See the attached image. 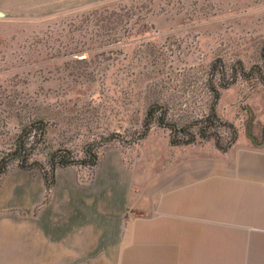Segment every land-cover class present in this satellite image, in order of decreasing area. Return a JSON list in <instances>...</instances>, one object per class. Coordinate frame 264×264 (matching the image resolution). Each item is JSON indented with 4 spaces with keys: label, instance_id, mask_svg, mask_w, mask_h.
Here are the masks:
<instances>
[{
    "label": "rangeland",
    "instance_id": "1",
    "mask_svg": "<svg viewBox=\"0 0 264 264\" xmlns=\"http://www.w3.org/2000/svg\"><path fill=\"white\" fill-rule=\"evenodd\" d=\"M263 49L264 0H0V147L42 119L41 139L23 135L29 162L47 169L52 155L79 160L89 147L100 158L112 146L157 176L218 149L214 138L173 144L147 114L167 106L166 120L184 124L207 113L213 62V83L229 82L219 119L261 132ZM217 130L226 145L230 129Z\"/></svg>",
    "mask_w": 264,
    "mask_h": 264
},
{
    "label": "crops",
    "instance_id": "2",
    "mask_svg": "<svg viewBox=\"0 0 264 264\" xmlns=\"http://www.w3.org/2000/svg\"><path fill=\"white\" fill-rule=\"evenodd\" d=\"M155 175L107 147L87 170L0 180V264H264V128Z\"/></svg>",
    "mask_w": 264,
    "mask_h": 264
},
{
    "label": "trees",
    "instance_id": "3",
    "mask_svg": "<svg viewBox=\"0 0 264 264\" xmlns=\"http://www.w3.org/2000/svg\"><path fill=\"white\" fill-rule=\"evenodd\" d=\"M262 56L264 60V49L262 50ZM216 62L211 64V76L208 78V87L207 91L211 95L212 100L207 113L203 114L200 117L194 118L184 124H179L177 120L167 121V106H161L158 104H152L147 109V114L149 119H156L158 124L163 127H167L171 131V142L173 144H190L194 143L197 138L200 139H215L216 146L222 150L226 151L231 144L235 141L237 130L235 126L229 122L221 121L217 116L215 110V104L220 96V88L218 85L223 88L227 87L228 83L219 82V84L213 83V78L215 77V70L217 69ZM238 68L242 72V66L238 63ZM258 75L260 77L261 82L264 84V76L260 74V68H257ZM221 77L224 78V71L221 68L220 71ZM244 75V73L242 72ZM246 76V75H245ZM231 82V81H230ZM160 111L158 114L157 111ZM224 126L230 129L231 131V138L228 139L226 145L220 144L219 138L220 135L218 134V128ZM33 129L36 130L37 133V141L42 138L45 133V123L42 119H38L36 121L30 122L26 124L24 128L21 129L20 134L16 137L13 145V149L6 148L3 149L0 147V180L2 176L9 170L10 162L14 159L18 158L19 162L18 165L20 167L30 169V168H38L42 171L44 182L46 186V199L49 196L50 189L54 182V173L53 170L56 166L60 165H84L88 168L92 169V167L96 164L99 157L92 154L91 149L88 147L85 150V158L79 160H73L69 157H66L65 154H62L59 159H56L57 155H52L50 158V166L49 168H45V166L37 160L28 161V156L31 153V148H27L24 142V134L30 133ZM148 129V126H146ZM247 133L251 136L249 128H247ZM36 141V142H37Z\"/></svg>",
    "mask_w": 264,
    "mask_h": 264
},
{
    "label": "built area",
    "instance_id": "4",
    "mask_svg": "<svg viewBox=\"0 0 264 264\" xmlns=\"http://www.w3.org/2000/svg\"><path fill=\"white\" fill-rule=\"evenodd\" d=\"M79 167H81V168H85L88 172H87V174L85 175H82L81 174V176H80V179L81 180H83V181H90L91 179H92V170L90 169V168H88V167H86V166H82V165H78Z\"/></svg>",
    "mask_w": 264,
    "mask_h": 264
}]
</instances>
